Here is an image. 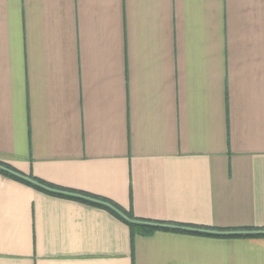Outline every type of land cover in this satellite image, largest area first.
<instances>
[{"label": "crops", "instance_id": "obj_1", "mask_svg": "<svg viewBox=\"0 0 264 264\" xmlns=\"http://www.w3.org/2000/svg\"><path fill=\"white\" fill-rule=\"evenodd\" d=\"M0 160V264H264V0H0Z\"/></svg>", "mask_w": 264, "mask_h": 264}, {"label": "trees", "instance_id": "obj_2", "mask_svg": "<svg viewBox=\"0 0 264 264\" xmlns=\"http://www.w3.org/2000/svg\"><path fill=\"white\" fill-rule=\"evenodd\" d=\"M0 165H1L0 172L4 173L5 175H8V176L15 177L17 179L26 181L29 184L34 185L36 188L41 189L43 191H46L48 193L64 195V196H69V197L75 198V195H71L72 193L71 194H69V193L66 194L65 192H63V190L64 191L66 190L65 188H61L60 186H57V185H55L53 183H50V182H47V181H43V180L37 179V178L33 179L35 181L28 180V179L23 178L21 175L13 173L12 170H14V169L7 162H4V161L0 160ZM45 186H48L50 188H47ZM53 188L58 189V191L53 189ZM61 190H62L63 193L60 192ZM66 191H70V190L67 189ZM70 192H76V191L71 190ZM78 193H80V192H78ZM80 194L81 195H79V196L82 197L81 198L82 200L89 201V202H92V203H95L96 201H99V202H101V204L103 206H105L106 208L110 209L112 212L117 214L120 218H122L126 222H128V224L130 225V228H131L132 238H134L136 234H144V235H146V234L153 233V231L155 229L159 228L160 226H166L165 228H169L168 225L176 224V223H173V222H170V221L148 220V219L136 217V216H134V214L130 210L124 209L122 206L118 205L117 203H115V202H113L111 200H108L107 198H103L102 196H93L91 194H87V193H84V192L80 193ZM90 197H93V198H91L92 200H90ZM99 202H96V203L100 204ZM118 210L123 212L125 214V216L123 214H121ZM132 219H139V220H142V221H150L154 225L153 224H151V225L150 224H144L143 222L142 223L134 222V221H132Z\"/></svg>", "mask_w": 264, "mask_h": 264}, {"label": "water", "instance_id": "obj_3", "mask_svg": "<svg viewBox=\"0 0 264 264\" xmlns=\"http://www.w3.org/2000/svg\"><path fill=\"white\" fill-rule=\"evenodd\" d=\"M24 177H26L27 179L33 180L32 178H29L27 176H24ZM33 181H35V180H33ZM45 187L50 188L48 186H45ZM132 221H134V222H145V221L138 220V219H132ZM145 223H152V222H145ZM259 232H264V231L259 230Z\"/></svg>", "mask_w": 264, "mask_h": 264}]
</instances>
